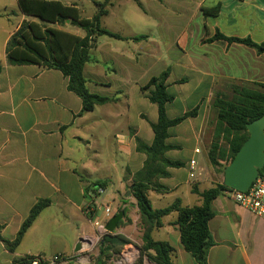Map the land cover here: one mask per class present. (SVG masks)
<instances>
[{
  "label": "crops",
  "instance_id": "0c3cea01",
  "mask_svg": "<svg viewBox=\"0 0 264 264\" xmlns=\"http://www.w3.org/2000/svg\"><path fill=\"white\" fill-rule=\"evenodd\" d=\"M4 1L9 2L0 5V12L12 7L10 0ZM12 1L20 20L0 42V264H27L28 258L56 255L84 256L86 244L80 252L76 247L85 239H95L100 225L106 226L105 206L112 209V217L125 213L113 234L140 248L143 230L131 189L147 160L141 148L153 144V125L159 118L158 107L148 99L154 88L144 92L142 87L170 69L167 86L174 100L166 105L168 119L197 110L195 117L168 130L166 145L170 149L164 157L180 166L167 168L169 176L158 180L157 191L149 192L151 205L155 210L176 200L184 206L200 205L190 164L196 161L198 170L203 160V136L218 82L264 84V54L245 45L211 43L209 39L219 30L226 37L264 44V0H198L196 11L203 16V29H185L184 36L190 34L188 43L168 46L171 64L156 74H151V69H157L160 62L159 43L150 36L138 39L142 37L138 29H106L123 39L101 36L84 76L92 94L111 101L87 113L60 71L8 62L11 37L23 22L38 21L21 13L19 0ZM47 1L75 6L80 16L83 13L81 0ZM114 7L111 0L109 13L102 20L111 16ZM215 8H219L216 16L206 14ZM66 26L53 27L80 38L86 36L69 22ZM98 182L106 183L105 193L97 197L94 211L89 212ZM43 200H49L50 205L21 243L13 251L8 249L6 242L17 238L33 207ZM228 200L220 197L213 203L215 216L209 227L215 244L208 264H264V220ZM177 218L176 213L165 217L163 227L154 230L152 237L174 248V264H198L182 244ZM147 262L152 264L147 260L144 264Z\"/></svg>",
  "mask_w": 264,
  "mask_h": 264
},
{
  "label": "trees",
  "instance_id": "16d2710c",
  "mask_svg": "<svg viewBox=\"0 0 264 264\" xmlns=\"http://www.w3.org/2000/svg\"><path fill=\"white\" fill-rule=\"evenodd\" d=\"M110 1L97 3L96 15L92 19H86L80 16L77 7L67 6L61 2L19 0L21 13L38 21L23 22L20 29L11 37L7 46L8 62L11 65H37L60 71L69 79L68 89L82 100L83 113L92 112L97 106L109 103L110 98L100 97L89 91L84 68L92 61L91 51L97 48L101 36L123 39L119 34L101 27L102 18L109 13ZM218 12L219 8H215L210 12L206 11V14L216 16ZM67 22L84 30L86 36L80 38L53 27H64ZM145 38L138 37V39ZM218 41L245 45L256 49L259 54H264V44H257L250 38L226 37L217 30L209 42ZM170 72V69L165 70L159 76L152 77L148 84L142 87L144 92L154 88L150 91L148 99L158 107L159 118L158 123L153 125L155 135L153 144L141 148L147 160L144 169L135 176L131 189L140 213L139 225L143 230L140 258L135 264H144L145 259L152 264H174V248L167 242H156L152 237L154 230L162 228L164 218L172 213L178 216L176 225L179 227L185 249L198 264H208L209 251L215 244L209 227L210 221L215 216L213 203L223 197L224 192L228 190L224 183L203 192H200L198 186H194V193L201 198V204L197 206H184L181 200H176L167 208L155 210L149 199V192L157 191L159 188L158 180L169 176L167 168L180 166L164 157L165 152L170 149L166 145L169 128L197 115V110H194L183 117L168 119L166 105L174 100L167 86ZM254 84L262 90L235 85L231 100H226L221 94H217L213 101L212 107L217 111V122L214 140L208 153V160L213 167L220 166L221 161L230 163L249 138L247 125L264 116V84ZM221 142H224L225 146ZM96 186L105 188L106 183L98 182ZM49 205V200H43L33 207L17 238L13 242H6L8 249L13 251L21 243L36 218ZM122 222L121 220L119 225ZM133 245L122 235L107 234L100 244L97 261L93 264H107L113 255L120 254ZM33 259L28 258L25 262L30 264Z\"/></svg>",
  "mask_w": 264,
  "mask_h": 264
},
{
  "label": "rangeland",
  "instance_id": "374dc122",
  "mask_svg": "<svg viewBox=\"0 0 264 264\" xmlns=\"http://www.w3.org/2000/svg\"><path fill=\"white\" fill-rule=\"evenodd\" d=\"M60 1L67 2V0ZM74 1L78 2V0ZM81 1L84 7L81 16L84 18H92L97 12L96 4L104 0ZM8 2L9 1L5 2L4 0H0V5ZM114 2L115 7L111 16L102 20L101 27L105 29H138L140 35L146 37L145 40L147 36H150L151 41L153 40L159 43L161 52L159 56L160 62L157 69H151V74H156L166 65L170 66L172 57L169 55L168 46L170 47L176 42H183V45L188 43L190 34L184 36L185 29H203V16L199 15L196 11L197 4L199 3L198 0H169L167 2H159L158 0H114ZM12 3L13 1L10 0L12 7L8 12H0V42L3 36L6 35L5 33L14 29L20 20L16 11H14L15 9H13L14 4L12 5ZM64 27L68 28L67 26ZM74 29L79 28L74 27ZM176 51H178V49ZM235 85L262 90L254 83L233 81L218 82L214 91L212 103L217 94H221L226 100H231L234 96L233 86ZM216 122L217 111L211 107L209 119L206 122V132L203 136V160L198 163L199 169L196 172L193 183V187L198 186L199 190H207L223 184V170L229 164H227L226 161H221L220 166L213 167L208 160V153L214 140ZM221 144L225 146L224 142H221ZM100 244L101 243H95L87 254L84 255V257L90 260V264L96 263L100 253ZM75 261L76 258L71 259L70 263L75 264Z\"/></svg>",
  "mask_w": 264,
  "mask_h": 264
},
{
  "label": "built area",
  "instance_id": "2783aa9c",
  "mask_svg": "<svg viewBox=\"0 0 264 264\" xmlns=\"http://www.w3.org/2000/svg\"><path fill=\"white\" fill-rule=\"evenodd\" d=\"M199 154L200 150H196ZM197 172V162L192 161L190 164V177L194 179ZM105 193V188L96 186L92 193V199L88 206V211H94L96 206L95 200L98 196ZM225 198L232 201L234 204L244 209L254 217L264 220V166L260 171L258 178L254 181L247 192L228 189L224 192ZM105 218L109 221L112 218V209L109 206L103 207ZM108 233L105 230V225H100L99 232L95 239H85L83 243L86 244L87 252L93 247L95 243H101ZM140 258V248L135 244L120 254L113 255L107 264H135ZM71 258L62 255H56L50 259L43 257L34 258L30 264H70ZM146 262V259L145 261ZM75 264H90L87 257H77Z\"/></svg>",
  "mask_w": 264,
  "mask_h": 264
},
{
  "label": "water",
  "instance_id": "95a60500",
  "mask_svg": "<svg viewBox=\"0 0 264 264\" xmlns=\"http://www.w3.org/2000/svg\"><path fill=\"white\" fill-rule=\"evenodd\" d=\"M249 138L241 146L224 171V185L231 190L247 192L264 166V116L247 125ZM130 195V193H129ZM125 213L120 211L105 226L108 234L115 233ZM84 240L76 247L80 252Z\"/></svg>",
  "mask_w": 264,
  "mask_h": 264
}]
</instances>
